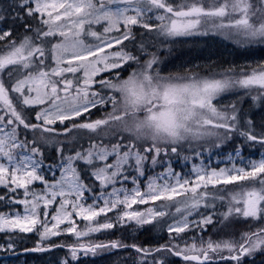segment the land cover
Listing matches in <instances>:
<instances>
[{
    "label": "snow or ice",
    "instance_id": "obj_1",
    "mask_svg": "<svg viewBox=\"0 0 264 264\" xmlns=\"http://www.w3.org/2000/svg\"><path fill=\"white\" fill-rule=\"evenodd\" d=\"M0 26V233L38 234L25 251L67 248L60 264L113 249H132L134 264H244L264 253V153L246 164L243 155L264 148V119L244 108H264V62L163 74L147 40L264 46V0H12ZM222 151L231 167L204 164ZM218 215L250 226L205 240ZM157 227L168 239L154 247L90 239ZM61 235L76 239H52ZM0 250L15 253V241Z\"/></svg>",
    "mask_w": 264,
    "mask_h": 264
},
{
    "label": "trees",
    "instance_id": "obj_2",
    "mask_svg": "<svg viewBox=\"0 0 264 264\" xmlns=\"http://www.w3.org/2000/svg\"><path fill=\"white\" fill-rule=\"evenodd\" d=\"M12 0H4L3 5L7 6ZM2 27V26H0ZM143 31V30H140ZM17 34L22 35L23 29H18ZM149 43H154L156 48L153 50L158 51L161 59L160 68L163 74H177V73H199L200 75H206L209 69L213 71H219L222 68L229 66H241L250 61L253 63L264 62V46L253 45L250 48L237 47L232 41L224 39L222 37L214 36H198V37H186L182 39L170 40L163 37L156 36L155 33H151L147 38ZM209 50H213L217 53L216 58L210 60L209 64L194 63V66L183 65V67H177L176 61H197L203 57ZM213 52V53H214ZM199 62V61H198ZM208 62V61H207ZM234 97L228 96L225 98V102ZM227 99V100H226ZM245 111L249 112L255 119L257 124L264 119V108L255 107L249 108L248 104L244 105ZM100 113H96L95 116H99ZM94 116V118H95ZM264 148L259 145L246 148L243 155L252 159L257 156ZM51 152V149H49ZM173 160H176L175 158ZM176 162H183L182 160H176ZM174 167L175 162H173ZM18 207V206H17ZM0 210H5L4 205L0 204ZM211 225L207 227V232L210 230ZM115 235H111V233ZM11 237L10 239L8 237ZM207 234H203V238L206 239ZM8 241H15V252L26 248L36 247L39 243L38 234L26 233V234H8ZM53 240L58 244L73 243L75 237L71 235H61L53 237ZM86 240L89 238H85ZM91 240L96 242H108L110 239H123L125 243H137L145 247H154L158 244H163L167 241V232L160 227H157L151 231H133L131 229H113L106 233H96L90 237ZM47 241L44 242L47 246ZM68 255L67 248H52L49 251L28 253L19 255L17 257H23L26 264H60L61 259H64ZM104 263L103 264H134V261L139 259V256L132 249H120L101 252ZM70 258V256H68ZM32 259L34 261L32 262ZM170 264H185L184 261L177 257H169ZM90 259L80 258L78 262L74 261L73 264H89ZM219 264H235V261H220ZM244 264H264V253H257L254 257L245 258Z\"/></svg>",
    "mask_w": 264,
    "mask_h": 264
},
{
    "label": "rangeland",
    "instance_id": "obj_3",
    "mask_svg": "<svg viewBox=\"0 0 264 264\" xmlns=\"http://www.w3.org/2000/svg\"><path fill=\"white\" fill-rule=\"evenodd\" d=\"M198 36L199 35H193V36H188V37H198ZM217 36L224 38L221 35H214V37H217ZM182 38H186V37H178V38H175V40L176 39H182ZM213 52H214L213 50H209L206 53V55L204 54V56L202 58L200 57L199 60H197V61H186V60L181 61V62L176 61L175 65L177 67H183V65L194 66L195 65L194 63H197V64L207 63V64H209L210 60L213 58H216V56H217L216 55L217 53H215V52L213 53ZM246 64H250V65L254 66L256 63H253V61H250ZM262 153H264V149L257 156L253 157L252 159L259 160L261 158ZM244 157H245L244 163L246 164L247 160L249 158L246 156H244ZM202 159L204 161V164L208 167H231L232 166V163L229 162L226 158V151H222L218 154L214 153L211 157H209L208 154L205 153L204 156L202 157ZM173 162H175V166H177V167H175V170L177 172L183 171L184 173H188L190 171L191 164H192L191 160L187 163V165H185L184 162H176V160H173ZM195 163L199 164L200 159H197L195 161ZM236 163H237V166H240L239 161H237ZM157 171H159V169H157ZM48 178L51 179V174H48ZM129 186L131 187V185H129ZM18 207L22 211V206H18ZM133 207L135 208L137 206L134 205ZM145 207H147V206L141 205V206H139V209L143 210ZM223 211H224V208L219 207V204H218L217 212L220 213ZM215 220H216V222L213 225H211L210 230L208 232L206 230V232L203 233V234H207V236H210L212 239L229 238L232 236L238 237L240 233L246 231L248 229V227L250 226L249 224H246L242 220L239 222H237L234 219H229L228 221H222L221 218L219 217V215L215 218ZM77 223L80 226H83L84 222L79 221L77 218ZM7 235L8 234L0 233V249H3V247L6 243H11L10 241H8L9 237L7 238ZM207 239H209V237H207L205 240H207ZM0 252H4V251L0 250ZM9 253H12V252H9ZM225 255H227V253H225ZM81 258L90 259L91 262H89V264H103L105 261V260H103V258H106V257H102L101 253H99L96 256L89 255L86 257L81 254ZM61 260H63V259H61ZM33 261H34V259H32V262ZM0 264H26V263L24 262L23 257H14V258L5 259V260L0 261ZM30 264H33V263H30Z\"/></svg>",
    "mask_w": 264,
    "mask_h": 264
},
{
    "label": "water",
    "instance_id": "obj_4",
    "mask_svg": "<svg viewBox=\"0 0 264 264\" xmlns=\"http://www.w3.org/2000/svg\"><path fill=\"white\" fill-rule=\"evenodd\" d=\"M26 249H31V248H26ZM28 253H37V252L25 251V249H23V250H20L18 252H15V253H9V254L0 255V259H2V258H10V257H17L19 255L28 254ZM177 258H179V257H177ZM179 259L183 261L182 258H179Z\"/></svg>",
    "mask_w": 264,
    "mask_h": 264
},
{
    "label": "flooded vegetation",
    "instance_id": "obj_5",
    "mask_svg": "<svg viewBox=\"0 0 264 264\" xmlns=\"http://www.w3.org/2000/svg\"><path fill=\"white\" fill-rule=\"evenodd\" d=\"M4 254H9V252H0V255H4ZM5 259H10V258H2L0 259V261L5 260Z\"/></svg>",
    "mask_w": 264,
    "mask_h": 264
}]
</instances>
